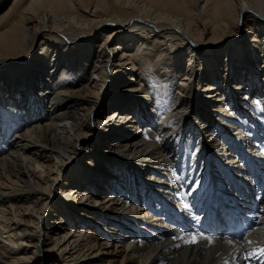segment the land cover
<instances>
[{
	"label": "bare ground",
	"instance_id": "1",
	"mask_svg": "<svg viewBox=\"0 0 264 264\" xmlns=\"http://www.w3.org/2000/svg\"><path fill=\"white\" fill-rule=\"evenodd\" d=\"M8 1L0 264L264 259V211L241 242L173 239L264 183V79L242 78L264 63V0Z\"/></svg>",
	"mask_w": 264,
	"mask_h": 264
},
{
	"label": "rangeland",
	"instance_id": "2",
	"mask_svg": "<svg viewBox=\"0 0 264 264\" xmlns=\"http://www.w3.org/2000/svg\"><path fill=\"white\" fill-rule=\"evenodd\" d=\"M11 1L12 0H10V2L8 1L7 3H6V7L7 6H9L10 5V3H11ZM2 13V12H1ZM240 29V28H239ZM237 47V46H236ZM234 50H235V47H234ZM41 52V49H38V54ZM175 55V54H174ZM225 55V54H224ZM240 52H238V53H236V57H237V60H236V62H238L239 60H240ZM180 57V56H179ZM184 59H188V57H185L184 56ZM223 59H224V66L225 67H228L229 66V63H230V61H228V56L225 58V56L223 57ZM213 60V59H212ZM181 61V60H180ZM186 61H188V60H186ZM232 61V60H231ZM210 63H211V61H210ZM254 63V62H253ZM190 64H192V62H187V65L189 66ZM214 65L216 66V63H214ZM190 68V66L189 67H187V69H189ZM264 68V63L262 62V63H257L256 65H252V64H245V71H246V74L244 75V76H242V78H245V79H243V83H246V84H248L249 82L251 83H253L254 81L255 82H257L258 80H259V78H261V79H264V74H263V71H262V69ZM230 71H231V69H230ZM261 71V72H260ZM231 73V72H230ZM252 73V74H251ZM260 73V74H259ZM221 74L222 75H224V73H221L219 70H217V75H218V77L219 76H221ZM262 74V75H261ZM254 75V76H253ZM252 78V79H251ZM218 79V78H217ZM207 82H206V80H205V78L204 79H202V81L200 82V85H199V87H201V89H206L207 88V86L205 85ZM222 84H223V86L226 88V90H227V87H229V83L228 82H226V81H223L222 82ZM226 85H227V87H226ZM70 173L71 172H68V173H66V175H64V177H63V179H62V181L63 182H68V179L70 178ZM85 175H81V177L80 178H78V179H83V178H86V176L84 177ZM74 179H76L75 177H74ZM115 179V178H114ZM109 184V183H108ZM108 186H110L111 187V185H108ZM102 188H103V186H102ZM105 188V187H104ZM103 191V190H102ZM102 194H101V199H102ZM262 201H263V198H262ZM164 212H165V210H164ZM51 221H53L52 220V216H51V219H50ZM65 220H67V219H65ZM52 234L53 235H58V234H54L53 232H52ZM49 243H48V245H52V243H51V241L49 240L48 241ZM114 244H116V242H114ZM112 249H114V246L112 247ZM47 255H46V253H44V257H46ZM39 258V256H35L34 257V260H35V258ZM119 258H120V256L118 255L117 256V260H118V263L116 262V263H114V264H120L119 263ZM48 261H50V257L48 258ZM47 261V262H48ZM52 261V264H54V261L53 260H51ZM44 263V264H49V263Z\"/></svg>",
	"mask_w": 264,
	"mask_h": 264
},
{
	"label": "snow or ice",
	"instance_id": "3",
	"mask_svg": "<svg viewBox=\"0 0 264 264\" xmlns=\"http://www.w3.org/2000/svg\"><path fill=\"white\" fill-rule=\"evenodd\" d=\"M145 138L147 139V136ZM179 178L180 177H177V179H179ZM261 211H264V209H262ZM195 219H196L197 222L199 221V217H196ZM173 239L174 240L175 239H180V240L183 241L184 244L195 245L200 240H206V241H208L210 243L212 241L213 237H211V236H205L202 231H198L197 230V231H191V232H188V233H183V234L174 236ZM229 243H231V241H229ZM249 243H251V241H249ZM178 246L179 245H177V247ZM258 252L264 254V248H260L258 250ZM255 254H257V253H255V252H249L248 253L249 256H253Z\"/></svg>",
	"mask_w": 264,
	"mask_h": 264
}]
</instances>
